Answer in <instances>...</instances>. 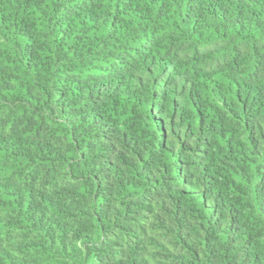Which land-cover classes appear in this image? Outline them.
Segmentation results:
<instances>
[{"label": "trees", "instance_id": "obj_1", "mask_svg": "<svg viewBox=\"0 0 264 264\" xmlns=\"http://www.w3.org/2000/svg\"><path fill=\"white\" fill-rule=\"evenodd\" d=\"M0 264H264V0H0Z\"/></svg>", "mask_w": 264, "mask_h": 264}]
</instances>
